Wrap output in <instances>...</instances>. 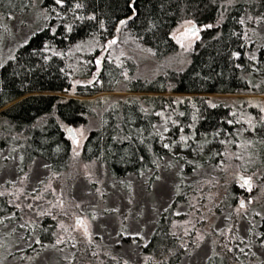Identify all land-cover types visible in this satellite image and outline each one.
<instances>
[{"label": "trees", "instance_id": "1", "mask_svg": "<svg viewBox=\"0 0 264 264\" xmlns=\"http://www.w3.org/2000/svg\"><path fill=\"white\" fill-rule=\"evenodd\" d=\"M32 3L0 0V17L27 11ZM43 6L51 14L48 26L0 66V156L21 158L19 169L41 159L51 173L65 174L74 150L66 130L82 127L88 130L80 161L100 164L113 181H148L153 174L155 182L159 172L171 173L175 202L142 253H175L170 264H179L183 254L166 219L186 205L196 180L231 181L224 201L230 209L249 198L240 187L248 175L264 191V43L257 38L264 0H44ZM183 22L201 29L184 71L135 78V63L105 51L107 42L127 31L163 62L178 53L173 32ZM75 79L88 84L78 86L77 98L62 97ZM116 92L130 95L98 97ZM229 157L239 164L240 177L225 170ZM263 191L257 209H264ZM11 213L0 195V217ZM258 233L264 240V220ZM226 241L207 264L254 260L237 231L232 248Z\"/></svg>", "mask_w": 264, "mask_h": 264}, {"label": "rangeland", "instance_id": "2", "mask_svg": "<svg viewBox=\"0 0 264 264\" xmlns=\"http://www.w3.org/2000/svg\"><path fill=\"white\" fill-rule=\"evenodd\" d=\"M43 1L33 0L29 10L0 17V66L48 26L51 14ZM200 31L190 22L180 23L173 32L179 51L163 62L139 46L127 31H120L116 42H107L105 51H111L116 60L125 58L135 63V78L153 80L187 68ZM257 38L264 43V25ZM85 84L88 82L75 79L70 93L61 96L77 98L78 86ZM128 95L116 92L98 97ZM73 129L78 140L73 142L72 167L65 174L51 173L41 159L19 169L21 158L7 160L6 154L0 156V195L12 207L10 215L0 217V264H170L175 253L156 258L142 252L161 217L175 202L174 176L159 172L155 182L153 174L148 181L130 176L115 182L100 164L80 161L88 129ZM238 169L239 164L229 157L225 170L234 177ZM249 177L240 187L250 196L240 199L233 209L224 205L231 181L196 180L190 194L184 195L186 205L178 206L173 217L166 219L183 254L179 264H207L215 251L223 249L222 238L229 240L228 248L233 247L234 231L252 247L254 260L249 264H264V240L259 241L258 233L264 209H257L263 189L253 176L251 180ZM43 230L47 242L41 236Z\"/></svg>", "mask_w": 264, "mask_h": 264}, {"label": "water", "instance_id": "3", "mask_svg": "<svg viewBox=\"0 0 264 264\" xmlns=\"http://www.w3.org/2000/svg\"><path fill=\"white\" fill-rule=\"evenodd\" d=\"M114 42H116V40H114ZM66 133H67V135L69 136V138L73 141V142H75V143H77V136H76V134H75V132H74V129L72 128V127H69L67 130H66ZM250 178V177H249ZM250 180H251V178H250Z\"/></svg>", "mask_w": 264, "mask_h": 264}, {"label": "snow or ice", "instance_id": "4", "mask_svg": "<svg viewBox=\"0 0 264 264\" xmlns=\"http://www.w3.org/2000/svg\"><path fill=\"white\" fill-rule=\"evenodd\" d=\"M56 2H57V3H60V2H61V0H56ZM242 206H243V204H242Z\"/></svg>", "mask_w": 264, "mask_h": 264}, {"label": "flooded vegetation", "instance_id": "5", "mask_svg": "<svg viewBox=\"0 0 264 264\" xmlns=\"http://www.w3.org/2000/svg\"><path fill=\"white\" fill-rule=\"evenodd\" d=\"M240 183H243V180H241Z\"/></svg>", "mask_w": 264, "mask_h": 264}]
</instances>
